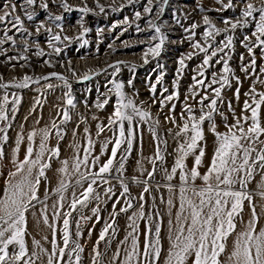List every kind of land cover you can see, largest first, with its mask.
I'll return each mask as SVG.
<instances>
[{
    "label": "rangeland",
    "instance_id": "374dc122",
    "mask_svg": "<svg viewBox=\"0 0 264 264\" xmlns=\"http://www.w3.org/2000/svg\"><path fill=\"white\" fill-rule=\"evenodd\" d=\"M263 176L264 0H0V264H264Z\"/></svg>",
    "mask_w": 264,
    "mask_h": 264
},
{
    "label": "bare ground",
    "instance_id": "6f19581e",
    "mask_svg": "<svg viewBox=\"0 0 264 264\" xmlns=\"http://www.w3.org/2000/svg\"><path fill=\"white\" fill-rule=\"evenodd\" d=\"M209 154V153H208ZM205 155H207V154H205ZM210 156V155H209ZM207 157V159H206V166H207V164L209 163V160H211V157ZM210 158V159H209ZM213 160V159H212ZM208 162V163H207ZM211 163H212V161H211ZM208 168H211V167H213L212 166V164H210L209 166H207ZM218 166L217 165H215V167H214V171H216V168H217ZM264 181V176L263 177H261V179L259 180V183H257L258 185H260L261 187H262V182ZM176 195H177V197H179V195H180V192H176ZM180 198H182V197H180ZM192 205H193V207H192ZM222 205V204H221ZM220 205V206H221ZM165 207H166V209H169V208H171V210H173V212H175L176 213V217H178V216H181V215H183V214H186L187 212H184L185 210H183V208H181V204H179V203H174V204H172V203H168V204H166L165 205ZM196 206H194V204H191V218L189 219V222H188V225L187 226H184V225H182V224H180L179 223V221L178 220H175V219H170L169 221H167V223L171 226V227H173L172 229H173V231H174V233L171 235V236H169V242H171V243H174L175 241H176V238H179L178 236H176V232H177V235H179V236H181V235H183V233H180V232H187V233H189L192 229H193V227H195V229L196 228H198V232H197V234L196 235H198V236H191V237H189L188 239H186V241L187 242H189V243H192V242H195V243H202V242H204V238H202V239H199V236H205V232L208 230V227L209 226H207V225H203L202 226V223H203V218H201V217H205L204 215H202V216H200V215H198L197 213H200V212H198L196 209ZM208 208H210V207H208ZM208 208H207V211H208ZM187 210V209H186ZM251 213H250V211L248 212V214H247V218L244 220V222H243V224L242 225H245L244 227L246 228L247 226L246 225H250V226H252L253 225V219L251 218V215H250ZM248 215H250L249 217H248ZM262 217H264V215H262ZM251 219V220H250ZM223 222H224V220L221 218V219H219L216 223H215V226L216 225H221V224H223ZM204 227H207L206 229H204ZM259 228V230L257 231V233L255 234V236L257 237V240H260V236L262 235V231H264L262 228H260V227H258ZM176 229V230H175ZM245 233H246V231L245 232H243V234L245 235ZM199 239V240H198ZM252 253H250V254H247V258L248 259H250V258H253V259H259V260H261L263 257H264V254H257V252H253V251H251ZM198 253V252H197ZM191 256V255H190ZM230 256L231 257H235L236 256V252H234V251H232V252H230ZM254 261V260H253Z\"/></svg>",
    "mask_w": 264,
    "mask_h": 264
}]
</instances>
